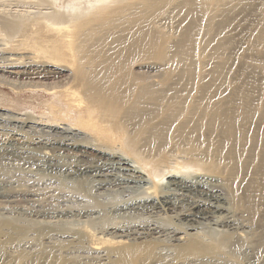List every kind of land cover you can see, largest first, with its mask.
<instances>
[{
  "label": "bare ground",
  "instance_id": "1",
  "mask_svg": "<svg viewBox=\"0 0 264 264\" xmlns=\"http://www.w3.org/2000/svg\"><path fill=\"white\" fill-rule=\"evenodd\" d=\"M38 4L57 7L0 11V84L48 95V123L0 113V122L18 126L21 136L3 135L0 154L37 173L86 180L88 193L98 198L79 208L44 204L36 191L2 179L0 211L29 217L39 243L50 241L59 253L97 254L96 264L122 258L136 264L141 256L264 264V0ZM28 25H43L55 41L22 42L33 53H20L15 39ZM37 128L53 139L27 137ZM58 152L75 158L64 165ZM0 175L8 176L1 169ZM115 189L134 192L102 203L104 192ZM88 193L76 190L91 203ZM22 201L33 204L26 208ZM133 213L150 217L135 221ZM69 219L82 226L63 230ZM28 228L1 221L0 238L11 244L14 236L26 238ZM26 251L7 252L6 261L75 264L61 254Z\"/></svg>",
  "mask_w": 264,
  "mask_h": 264
},
{
  "label": "rangeland",
  "instance_id": "2",
  "mask_svg": "<svg viewBox=\"0 0 264 264\" xmlns=\"http://www.w3.org/2000/svg\"><path fill=\"white\" fill-rule=\"evenodd\" d=\"M30 1L32 2V4H30V5L27 4L28 5L27 6L25 4V2L23 3V2H20V1L7 0V1H4V2L0 3V11L3 10V9H6L7 11H10L12 14H15L16 12H18V11H24L25 9L26 10L29 9V10H32V11H34L36 9H39V10H42L43 12H47V11L50 12V11H52L51 10L52 7H57L55 5H50V4H48V5L45 4L46 6L45 5H43V6L42 5H39L38 4V0H30ZM81 1L82 0H61V6H62V4H65V3L66 4H68V3L77 4L78 2L80 3ZM139 1L140 0H129V2H131V3H137ZM33 3H34V5H33ZM36 7H38V8H36ZM123 15H124V17H127V15H130V14L128 12V13L123 14ZM55 39H56L55 35L54 34H51V33H48L43 25H35V26L28 25L25 28V31L23 33L18 34V38L15 39L17 41L16 42V44H17L16 48L22 54H32L33 53V50H31L28 46L21 45L22 42L27 41V42H30V43H39L41 45H45L47 43H50L51 44L52 42L55 41ZM237 40L239 41V39H237ZM233 52H234V55H235L234 56L232 54V56H234L233 58L237 57L238 51L236 52V50H234ZM233 61H234V64H235V65L233 64V69H234V71H236V69L239 67V65H237V64H239V63L236 61V59H233ZM142 71H145V69L142 70ZM0 75H3V74L0 73ZM6 77H7V75H6ZM49 99H50L49 96L46 95L45 93H41V92H31L28 89H25V90H22V91H18V90L17 91H14V90H12V88H10L8 86H3V85L0 84V113H5V114L6 113H9V114L10 113H13V114H17L19 116H22V115H25V114H30L31 116H33L34 119H36L41 124H47L48 122L46 123V121H45L46 119L43 117V115H44V113L47 112V109L46 108H47V103L50 102ZM42 119L44 121H42ZM16 127H18V126H16V125H8L7 122H0V142L1 143L5 142L4 141L5 136H3L5 134L10 135L11 137H13V135H14L16 137V139H20L21 136H19V135L17 136L16 135V134H20V133H18L19 130H16ZM39 133H41L42 135L39 134ZM1 135H2V138H1ZM44 135H46V136L44 137ZM10 136H7V138H9ZM27 137H29L31 140H34V141L36 140V142L39 141V140H42L44 138H45L43 140L44 142H46V140L53 139L52 137L50 138V136H48L44 132L43 133H42V131L40 132L39 128H37L35 132H32ZM54 138H56V137H54ZM6 143H8V142H6ZM3 144H5V143H3ZM35 153H37V152L35 151ZM35 153L34 152L29 153V157L31 159L34 158ZM7 155L1 156V154H0V156L2 157V160L0 159V169L4 172V174L6 176L8 175L9 177L11 176L12 178L10 177V179H9L8 176L7 177H2L0 175V181L3 179L2 180L3 183L6 182L5 184H7V185L8 184L9 185H13V187H17V188L19 187L18 189H20L22 191L24 190L26 192H31V191L34 192V191H36L37 193L36 192H34V193H36V195L39 196V197H37L38 199L39 198L40 199H43V200L45 199L44 200L45 201L44 204H50V205H55V206L56 205L57 206L58 205H60V206H64V205L65 206H70L71 205L70 207H74V208L78 205L77 207L79 208V205L80 204H81V206L82 205L83 206H86V204L87 205L88 204L89 205H94L97 202V200H94V199H97L98 198L97 197V194L98 193H96V196L95 195L94 196L93 195L90 196V193H88L90 191H88L89 189H88L87 182H86L87 186H85L86 184H84V182L86 180L85 181L83 180V185H82V180L76 181L77 182L76 183L75 181L73 182L71 178L65 177V176H61L60 174L59 175H57V174H54L53 175L52 174L54 176L53 177L52 175L48 174L49 172L46 173V174L44 172L43 173L42 172L37 173V172L33 171L34 167H33V169H32V167L30 168V164H24L22 162H17V161H12V160L10 161V159L8 158ZM71 156H72V158H75V157H73V155H70L69 153H62V152H60V153L58 152L57 153V157H59L58 160L62 161V163H64V165H65V163L67 161L68 162L71 161V159H72V158H70ZM34 173H37L38 175L37 174H34ZM40 173H42L43 175L41 174V176H40ZM45 175H47V176H45ZM56 175H57V177H56ZM35 176H37V177H35ZM38 176H40L41 178H39ZM58 176H61V177H59V179H58ZM62 177H64V178H62ZM66 178L67 179L69 178L70 179L69 181H72V182L71 183L68 182V180ZM4 179H5V181H4ZM62 179H64V180H62ZM17 180H18V182H16ZM65 180H67V181H65ZM2 182H0V183L3 184ZM9 182H11V183L14 182V183L11 184ZM80 182H81V184H80ZM74 183H75V185H74ZM17 184L20 185V186H18ZM66 185H67V187H66ZM22 186H23V188H22ZM78 189H80V190L83 189V191L85 190V192L88 193V195L90 196L89 197L90 199L93 196L94 197V199L92 198L93 199V202L91 201V203H90L89 202L90 200H88V201L86 200L87 202H89V203H86L85 201L80 200L78 198L77 194H76V190H78ZM129 189H131V187ZM48 190H49V192H48ZM59 191H61V192H59ZM133 192H130V193H133ZM104 193H105L103 195L104 197L102 196L103 199L101 201H102V203L103 202L106 203V204L109 203V205L110 204L112 205V204H114V203H116V202H118L120 200H126L127 198L131 197V194L129 192L123 193L122 190H117V189L111 190V191H107V192H104ZM118 193H120V194H118ZM128 195H129V197H128ZM22 202H24V201H22ZM22 202H19V203L21 204ZM32 204H33V202H32ZM32 204H30V202L28 204L24 202L21 205L26 206V208H29V206L31 207ZM136 214L137 213L130 214L129 215V218L131 217V218L135 219V218H137L136 216H138L137 219L140 220L139 218H144V219L147 218L148 219L150 217V215H144L145 217L142 215L143 216L142 217L139 214H137V215ZM20 215H22V214H18L16 212L12 213L10 211H0V222L5 220L6 222H12V223H14L16 225L18 224L21 227L23 226L24 228H26V227L28 228V226H29L28 229H30L33 226L32 227V230L30 229V232H29V234H28V236L26 238L19 237L20 238L19 239L17 236H14V238L11 239V241L12 240H15V241H12L11 244H10V241H8L7 243L9 245L6 243L7 240L5 238H0V240L3 239L0 242V244L3 243V242L6 243V244L3 243L4 245H2V244L0 245V260L1 259L4 260V261L1 260L2 263L0 262V264H3V262H4V264L6 262L8 264L13 263L11 261H10L11 263L8 262V261H6V260H8L7 255L10 254L12 256L13 252H14V254H16L15 251L17 252V254L18 253H21V250L24 251V252L27 250L26 252H28V253H30L31 251L32 252L34 251V253L31 252L32 254H35V253H38V252L39 253L43 252L44 254H46V255L48 254V256H52V257L54 255L59 256L61 254V256L64 255L65 258H68L69 260L73 261L75 264H81V263L82 264H96L94 262V259L93 258H96L98 256L95 253L92 254V253H90V252H88L86 250H80L79 251V249H77V250L74 249L73 251L70 250V251H67V253H66V251L65 252H62V253L61 252L59 253V251L54 248V245L52 246L51 244H48V243H50V241L44 240V241H42L43 243L40 242L41 243L40 244L39 243V239L34 234V230H36L37 227H38V225H35L37 223H34L26 215H22V216H20ZM159 215L160 214H158V215L157 214H154V217H158ZM160 216L158 217L159 219H161ZM161 217L163 218V221H167V220H164L165 217H163V216H161ZM72 220L70 221V219H69V222L67 223L69 226L66 224V225H63L65 228L63 226L60 227V228H62V229L64 228L63 230H66V231L67 230H69V231H74L75 230L76 231V229H78V228H80L82 226L81 221H78L77 220L79 223L76 222V223L72 224L74 222ZM135 221H136V219H135ZM28 237H30V238H28ZM21 238H22V240H21ZM26 239H28V240H26ZM29 239H30V241H29ZM18 240H20V241H18ZM31 240H32V242H31ZM37 241H38L39 244L37 243ZM44 242L45 243L48 242V243L45 244ZM13 245H15V246H13ZM41 245H43L44 247L41 246ZM37 247H39V248H37ZM48 248H50V249H48ZM17 249H19V250H17ZM36 250H38V252ZM7 252H8V254H7ZM1 255H3V256H1ZM5 257H6V259H5ZM142 258H143V256H141L140 258H138V260H135V263L136 264H162V263L163 264H179L176 261H172L171 258L170 259L169 258H166L167 261H165L166 259H164V261L159 260L161 262H157V260L155 261V259H153V258H151V259L150 258H145V260H143ZM147 259H148V261H147ZM149 259H150V261H149ZM152 259L155 261V263H154V261H152ZM86 262H88V263H86ZM114 264H130V261L129 260H126L125 258L124 259L122 258V259L116 261Z\"/></svg>",
  "mask_w": 264,
  "mask_h": 264
}]
</instances>
